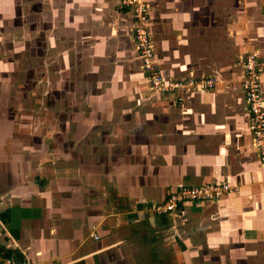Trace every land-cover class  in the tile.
Wrapping results in <instances>:
<instances>
[{"label": "crops", "instance_id": "crops-1", "mask_svg": "<svg viewBox=\"0 0 264 264\" xmlns=\"http://www.w3.org/2000/svg\"><path fill=\"white\" fill-rule=\"evenodd\" d=\"M144 1L161 75L214 86L178 90V103L140 82L132 90L149 102L127 111L141 117L90 122L70 112L62 125L47 119V134H0V245L31 264H264V163L241 89L242 56L254 51L264 100V0ZM41 15L48 33L59 25L64 46L99 62L97 77L132 75L120 70L129 51L138 60L132 18L113 0H0V46L9 30L20 44L27 17L39 24ZM217 181L236 190L145 212L178 182Z\"/></svg>", "mask_w": 264, "mask_h": 264}, {"label": "rangeland", "instance_id": "rangeland-1", "mask_svg": "<svg viewBox=\"0 0 264 264\" xmlns=\"http://www.w3.org/2000/svg\"><path fill=\"white\" fill-rule=\"evenodd\" d=\"M23 27L18 32L20 44L15 46V36L10 34L17 32L9 30L8 39L0 46V134H47V119L55 118L62 125L70 112L72 120L84 118L85 121L115 118L122 111L124 114L135 112L138 117L143 115L142 110L127 111L129 105L132 109L149 102L148 93H141L137 87L132 90L140 82L146 86V81L130 51L120 70L125 77L132 75L118 84L119 79L105 80L102 74L97 77L99 62L83 57L84 48L64 46L60 41L63 31L58 29V24L55 31L50 26L48 33V16L41 15L39 24L27 17ZM53 36L55 44L53 39L47 41ZM103 82L107 84L102 85ZM102 104L106 110H100ZM114 104L118 111H113ZM35 120H40L41 126L33 128ZM77 131L79 134L78 127Z\"/></svg>", "mask_w": 264, "mask_h": 264}, {"label": "built area", "instance_id": "built-area-1", "mask_svg": "<svg viewBox=\"0 0 264 264\" xmlns=\"http://www.w3.org/2000/svg\"><path fill=\"white\" fill-rule=\"evenodd\" d=\"M119 9L128 11L132 18L130 27L134 42L135 53L138 56L140 68L145 76L148 89L159 96L176 94L178 103L182 96L177 92L187 88L206 90L214 86L215 80L211 77L165 79L157 68L154 60L153 46L146 26L149 7L144 0H113ZM262 69L254 51H247L242 56L241 89L247 108L248 130L251 145L261 163H264V100L260 91V78ZM236 190L235 187L224 181L204 183L201 185H186L178 182L167 192L165 197L157 202H151L145 207V212L154 215H166L180 208L181 205L193 201H206L217 199L225 193ZM94 239L97 235L90 234ZM0 264H31L25 258L17 255L0 245Z\"/></svg>", "mask_w": 264, "mask_h": 264}]
</instances>
